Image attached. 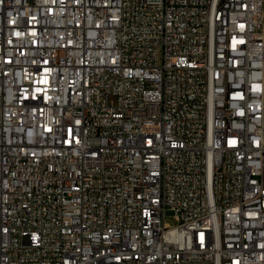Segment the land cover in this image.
<instances>
[{"label":"built area","instance_id":"2783aa9c","mask_svg":"<svg viewBox=\"0 0 264 264\" xmlns=\"http://www.w3.org/2000/svg\"><path fill=\"white\" fill-rule=\"evenodd\" d=\"M0 264H264V0H0Z\"/></svg>","mask_w":264,"mask_h":264},{"label":"rangeland","instance_id":"374dc122","mask_svg":"<svg viewBox=\"0 0 264 264\" xmlns=\"http://www.w3.org/2000/svg\"><path fill=\"white\" fill-rule=\"evenodd\" d=\"M167 222L171 225H176L177 222L173 219V217H168Z\"/></svg>","mask_w":264,"mask_h":264}]
</instances>
